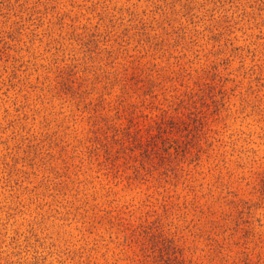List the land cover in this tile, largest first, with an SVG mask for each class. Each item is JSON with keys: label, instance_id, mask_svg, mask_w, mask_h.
Instances as JSON below:
<instances>
[{"label": "rangeland", "instance_id": "obj_1", "mask_svg": "<svg viewBox=\"0 0 264 264\" xmlns=\"http://www.w3.org/2000/svg\"><path fill=\"white\" fill-rule=\"evenodd\" d=\"M0 264H264V0H0Z\"/></svg>", "mask_w": 264, "mask_h": 264}, {"label": "trees", "instance_id": "obj_2", "mask_svg": "<svg viewBox=\"0 0 264 264\" xmlns=\"http://www.w3.org/2000/svg\"><path fill=\"white\" fill-rule=\"evenodd\" d=\"M124 113L125 111H121V114ZM122 116V115H119ZM165 131V130H164ZM160 132V130H159ZM165 132L160 133L161 137V142L164 143V147L167 144V147L164 148L163 150H169V147H171V142L177 141L178 139H174L171 136H162L164 135ZM127 147L129 150L131 149L134 152L141 153L143 155L142 161L144 159L146 160H153L156 159L157 157H160V149H159V142L158 139L156 138V135L154 134H149L147 137L142 135L141 133L139 135H133L132 133L127 134L126 142ZM150 143V144H149ZM150 146V148L147 147ZM168 152V151H167Z\"/></svg>", "mask_w": 264, "mask_h": 264}]
</instances>
